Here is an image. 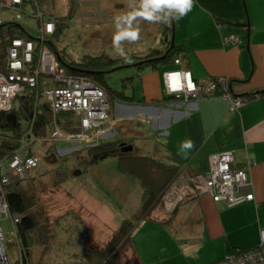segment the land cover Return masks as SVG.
<instances>
[{
    "label": "crops",
    "instance_id": "0c3cea01",
    "mask_svg": "<svg viewBox=\"0 0 264 264\" xmlns=\"http://www.w3.org/2000/svg\"><path fill=\"white\" fill-rule=\"evenodd\" d=\"M179 20L182 34L176 46L181 63L145 70L137 81L140 96L132 89L134 97L143 102H115L111 111L112 127L116 121L139 115L137 126L121 122L125 130L121 129L119 138L140 136L151 152L139 151L147 149L146 145L134 144L132 149L155 156L165 165L177 163L179 168L152 216L132 233V242L135 234L139 237L138 245H133L142 264H212L237 250L256 247L264 226V92L256 94L264 88V0H194L191 11ZM229 34L238 35L241 43H225L223 38ZM175 68L189 70L194 79L224 77L229 94L249 99L231 110L218 86L212 95L162 101L169 96L163 91L164 74ZM43 89L40 85L39 90ZM33 93L26 89L14 100ZM58 114L53 118L60 120L53 119L50 129L72 133L63 130ZM187 140L194 148L184 158L180 146ZM226 151L233 156V168L248 171L252 200L227 207L206 192L187 199L176 196L174 183L179 177L187 181L205 172L209 155Z\"/></svg>",
    "mask_w": 264,
    "mask_h": 264
},
{
    "label": "rangeland",
    "instance_id": "374dc122",
    "mask_svg": "<svg viewBox=\"0 0 264 264\" xmlns=\"http://www.w3.org/2000/svg\"><path fill=\"white\" fill-rule=\"evenodd\" d=\"M128 3L131 5L130 8H128ZM139 3L140 0H76L75 13L70 18H68L70 11L69 0H55V5L51 0H43L36 8H41L42 10L52 13L57 17L58 22L66 23V25L62 26L58 37L51 38L52 43L56 46L64 59L80 61L84 56L102 53L114 58L121 57L112 44V37L116 31L114 17L127 11H134L139 6ZM36 8L30 7V13L34 14ZM1 17L5 21L6 18L2 15ZM179 19L173 20L174 45L177 44L182 34L181 21ZM19 23L30 32L32 37H36L38 25L35 18L23 19L20 20ZM162 23L163 20H161L160 23L141 22L139 18L134 21L133 27L139 28L140 38L134 43H123V49L126 55L129 57L140 55L151 49L163 46L161 42L163 37L164 40L165 37L168 36L171 38V31L169 34L168 28L172 27V22L168 25ZM3 31L4 28L1 30V36ZM20 31L25 32L24 28H20ZM57 61L59 66L66 71V63H64L61 58L57 59ZM136 71L134 66L123 67L103 74V79L110 88L120 89L123 79L128 76H134ZM43 79L45 81L41 83L42 89L46 87V81H51L52 77H43ZM133 87L138 96V83L133 81ZM37 91H39V86L36 87L32 99L39 98ZM125 91L127 94L133 92L131 86ZM40 96V100H42V97H44L42 92ZM14 98L12 100H14ZM18 101L22 102L23 98L17 97L14 100L13 107L18 106ZM11 107L12 105L8 110H4L3 112L9 113ZM10 114L13 113L10 112ZM138 117L139 115L130 120L123 119L121 121H116V125H113V127V120L109 117L110 120H106L103 125V132L94 135L96 137L94 141L86 139V141L81 140L80 142L76 139H66V141L58 140L55 142V145H51L50 143L52 141L35 136L29 143V148L38 155L39 164L37 163V166H33L34 168H26L25 172L29 176L36 175V180L45 183L48 179V174H51L54 169L59 167L61 158L68 159L65 165L69 169H75L77 167L82 169V173L79 176H71L63 183L62 187L57 189L48 187L47 190L40 195V201L46 212V216H48L54 224L56 223L55 218L58 221L52 244L49 250L44 251V255L39 259L42 260L44 264H84L86 259L81 255H83L85 251L82 254L80 251V244H83L85 248H87V246L96 247L104 245L120 222L123 219L131 218L138 210L142 188L132 172L128 170L121 171L118 167V161L114 157L106 158L91 165L85 162L87 158L86 150L91 144L118 139L123 133L121 129H124V127L120 126L121 122H129L131 125L137 126L138 121H136V119ZM73 119L77 120V117L74 116ZM16 122L15 118L12 124L15 125ZM141 124H143L144 127L148 125L145 123ZM21 126L22 128L25 127L24 121H21ZM29 129L33 132L31 126L25 128L26 131ZM63 130H65L64 127ZM11 132L10 130H3L0 127V133L2 134H9ZM125 136L128 137L127 141H131L128 145H149V143H146V140H143L140 136L137 138L135 136L131 137V134H126ZM146 148L145 150L139 151L143 154L150 153L149 146ZM25 175V173L24 175L18 174L14 177L21 180ZM16 178L12 179V183L17 182L15 181ZM12 183L10 182V184ZM65 212H69L72 217L57 218ZM0 225L8 249L10 250V258L15 260L17 258L15 254V247L17 245V239L14 234L15 228L8 218H3L0 221ZM134 236L133 242L137 246V239L139 237L137 234ZM77 242L80 244L76 245ZM38 255H40L39 250H36L35 257H38ZM126 256L127 253L122 254L120 260L124 261Z\"/></svg>",
    "mask_w": 264,
    "mask_h": 264
},
{
    "label": "trees",
    "instance_id": "16d2710c",
    "mask_svg": "<svg viewBox=\"0 0 264 264\" xmlns=\"http://www.w3.org/2000/svg\"><path fill=\"white\" fill-rule=\"evenodd\" d=\"M51 1L54 4L55 0ZM75 1L76 0H69L70 11L68 18L72 17V15L75 13ZM50 14L53 15L52 13ZM55 18L57 17L55 16ZM3 24L0 26V29L3 30L4 28V31L10 33L11 37H32L31 35L29 36V34L27 35L25 32L20 31L21 27L16 23ZM64 25H66V23L59 21L54 34L48 36L49 43L53 47L56 56L61 58L63 62L66 63V72L68 74L80 75L96 81V83L105 90L111 109L115 102H143L142 99L135 98L133 92L131 94H127L125 90L129 86H131L133 89V81H139L140 77L142 76L141 74H143L145 70H156L169 63H175L174 60L176 58L178 59L177 56L179 50L177 46L173 44V46L169 48V39L165 37L164 40L163 37L161 41L163 43L162 49H151L140 55L131 57L128 56L131 62H125L123 57H110L105 53L87 55L84 56L80 61L69 59L66 60L62 57L51 40L52 37H58V34ZM1 30L0 46L3 47V44L7 42L8 39L1 36ZM168 30L170 34L171 28L169 27ZM34 38L35 37H32L31 39ZM129 66H134L137 71L134 76H128L123 79L120 89L110 88L104 81L103 74L109 73L106 72L107 70L112 68L120 69ZM43 81H45L43 77L38 79L39 89ZM41 92L42 90L38 91L37 94L39 98L37 99H32L35 93L29 96L23 95V101H18L20 104H18L17 107H13L12 105L9 113L11 112L13 113L12 115L15 116L17 121L15 125H13L11 121H8L9 113L0 110L1 129L12 131L9 134L0 133V160L4 157L10 156L14 150L19 147V139L25 133V128H28L29 126L33 128V132L31 133L32 136L29 135L30 138L39 136L46 140L52 141L50 143L51 145H55V142L58 141H53V130L50 129L53 119L56 120L58 118H53L54 112L50 104L45 100V97L40 100ZM170 98L173 97L165 96L162 101H169ZM152 103L157 104L159 101H153ZM58 116L62 119L63 123L61 124L65 125V131H67L66 128L72 132H74V130L75 132L79 131V128H76L75 125L78 126L80 121L78 118L77 120L73 119L74 115L72 112H59ZM21 121H24L25 124V127L23 128L21 126ZM28 141L30 142V139ZM129 142L131 141H127V139L123 138H118L113 141H101L96 144H91V146H89L86 150L87 158L85 162L88 165L97 163L109 157L116 158L118 161V167L121 171L128 170L135 175L142 188V193L140 196V207L138 210L131 218L123 219L120 222V224L113 230L109 240L104 245L96 247L87 246V248H85L83 247V244L78 242L76 243V245L80 244V251L82 254L85 251L84 254L81 255L86 259L84 264H142L132 242V233L141 221L152 216L151 212L154 206L159 202V199L164 194L165 190H167L169 186L175 181L174 179L178 174L179 168L176 165L177 163L169 166L165 165L160 161L159 158L155 156L141 155L138 154V152H136L134 149L122 151L123 146L128 145ZM28 150L30 154L35 155L38 158V155L30 148H28ZM67 161V158H61L59 167L54 169L51 174H48V179L45 183L36 180V175L29 176L25 172L26 175L24 178L9 184L6 187L5 200L9 214L6 217L3 216L2 219H10L11 224L15 228L14 234L17 239L15 254L17 258L13 261H16L17 264H44V262L39 259H41L44 255V251L49 250L52 240L54 239L56 232L55 228L57 227L56 225L58 224V221L55 218L56 223L54 224L51 222L49 217L46 216V212L44 211L43 205L40 201V195L41 193L45 192L48 187H51L52 189L60 188L62 187L63 183L71 176H79L82 173V169L78 167L75 169H69L65 165ZM223 203L226 205L225 202ZM234 205L226 206L231 207ZM12 215L18 216L17 222L13 220ZM68 216L72 217L69 212H65L63 215H59L57 218H67ZM5 244L10 256V250L8 249L6 240ZM36 250H39L40 255H38V257H35ZM125 253H127V256L124 261L120 260L121 255ZM221 259L222 258L214 261L212 264L218 262Z\"/></svg>",
    "mask_w": 264,
    "mask_h": 264
},
{
    "label": "built area",
    "instance_id": "2783aa9c",
    "mask_svg": "<svg viewBox=\"0 0 264 264\" xmlns=\"http://www.w3.org/2000/svg\"><path fill=\"white\" fill-rule=\"evenodd\" d=\"M41 1L0 0V25L16 23L24 28L25 34L29 36L30 32L19 23L20 20L35 18L38 25L34 39L27 36L11 37L10 33L3 31L2 37L8 39V42H5L3 47L0 46V110H8L17 93L26 89L36 91L40 77H52L51 81H46V87L42 91L45 100L50 104L54 114L70 111L77 115L80 121L79 131L75 133L64 134L56 127L52 132L53 141L66 139L94 141L96 139L94 135L102 133L105 121L111 119L109 116L111 107L106 92L94 80L68 74L59 66L58 57L48 37L56 30L57 18L48 11L36 8ZM30 7L36 8L34 14L30 13ZM1 15L6 18L5 21ZM223 41L241 43L242 40L236 34H229ZM174 62L181 63L177 58ZM163 81L165 94L184 101L212 95L218 86L223 88L221 96L228 101L231 110L240 107L249 99L242 95L229 94L228 81L224 77L215 80L194 79L190 71L183 68L166 71ZM31 133L30 129L25 131L19 139V147L10 156L0 160V221L3 216L9 214L5 193L10 180L16 178L14 176L18 174L24 175L26 168L37 165L38 158L28 150L29 143L34 139L29 137L32 136ZM232 162L233 156L228 151L209 155L205 172L189 177L187 181L178 178V182L174 183L176 196L179 199H187L206 192L214 201H223L228 206L252 200L253 193L248 190L250 184L248 171L233 168ZM12 218L18 221L17 215H12ZM0 264H17L8 254L1 225ZM214 264H264V226L260 228L256 247L237 250Z\"/></svg>",
    "mask_w": 264,
    "mask_h": 264
},
{
    "label": "clouds",
    "instance_id": "9594fccd",
    "mask_svg": "<svg viewBox=\"0 0 264 264\" xmlns=\"http://www.w3.org/2000/svg\"><path fill=\"white\" fill-rule=\"evenodd\" d=\"M194 0H140L139 6L134 11H127L114 17L115 33L112 37V44L117 53L131 62L123 49V43H134L140 38V30L133 27V22L138 18L142 22L160 23L168 25L174 19H179L191 11ZM131 5L128 3V8ZM194 148L191 140L182 142L180 154L187 158L189 150Z\"/></svg>",
    "mask_w": 264,
    "mask_h": 264
},
{
    "label": "water",
    "instance_id": "95a60500",
    "mask_svg": "<svg viewBox=\"0 0 264 264\" xmlns=\"http://www.w3.org/2000/svg\"><path fill=\"white\" fill-rule=\"evenodd\" d=\"M173 39H174V27H173V21H172L171 38L169 39V41H170L169 48H171L173 46ZM58 59H60V58L58 57ZM116 69L117 68H112V69L107 70L106 72H111V71H114ZM256 92H257L256 94H261V93L264 92V88L263 89H260V90H258ZM120 104L121 105H132V104H125V103H120ZM14 120H15V116L9 113V115H8V121L14 122ZM131 149H132V146L131 145H124L123 148H122V151H127V150L129 151ZM18 180H19L18 178L15 179V181H18ZM10 182L12 183L13 180H11Z\"/></svg>",
    "mask_w": 264,
    "mask_h": 264
},
{
    "label": "bare ground",
    "instance_id": "6f19581e",
    "mask_svg": "<svg viewBox=\"0 0 264 264\" xmlns=\"http://www.w3.org/2000/svg\"><path fill=\"white\" fill-rule=\"evenodd\" d=\"M2 111H4V110H2ZM111 111H112V109L110 110V112H109V116L111 117Z\"/></svg>",
    "mask_w": 264,
    "mask_h": 264
}]
</instances>
